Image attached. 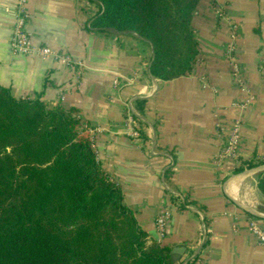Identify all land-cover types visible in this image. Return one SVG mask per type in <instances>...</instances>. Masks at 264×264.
I'll return each instance as SVG.
<instances>
[{"label":"crops","instance_id":"0c3cea01","mask_svg":"<svg viewBox=\"0 0 264 264\" xmlns=\"http://www.w3.org/2000/svg\"><path fill=\"white\" fill-rule=\"evenodd\" d=\"M15 5L16 0H0V85L15 97L75 107L91 130L101 167L121 186L126 205L152 238L171 247L177 262L197 254L200 264H264V245L248 228L249 216L264 225V192L259 188L264 169L242 173L264 163L239 169L241 164L233 160L218 164L215 159L235 120L241 160L264 157V0H200L192 18L199 49L195 66L188 75L170 80L150 74L152 47L147 41L129 32L89 28L99 10L93 0L26 3L33 43L81 60L79 77L55 57L14 55L9 39ZM217 6L239 27L234 57L254 95L247 106L241 105L246 93L224 56L228 28L217 16ZM129 98L143 99L141 110L136 107L145 119L140 139L124 127ZM234 179L239 180L238 203L261 216L233 200L227 186ZM163 181L203 213L209 231L202 243L199 214L174 206ZM165 209L171 216L160 233L155 218Z\"/></svg>","mask_w":264,"mask_h":264},{"label":"trees","instance_id":"16d2710c","mask_svg":"<svg viewBox=\"0 0 264 264\" xmlns=\"http://www.w3.org/2000/svg\"><path fill=\"white\" fill-rule=\"evenodd\" d=\"M93 1L99 10L89 28L150 43L152 76L191 73L199 52L192 18L200 0ZM140 104L137 98L139 111ZM261 163L242 161L239 169ZM259 188L264 192L261 179ZM190 202L184 196L182 205ZM0 264L180 263L126 205L74 106L15 97L0 85Z\"/></svg>","mask_w":264,"mask_h":264},{"label":"built area","instance_id":"2783aa9c","mask_svg":"<svg viewBox=\"0 0 264 264\" xmlns=\"http://www.w3.org/2000/svg\"><path fill=\"white\" fill-rule=\"evenodd\" d=\"M27 0H16L15 13H14V24L13 29L9 39L10 51L14 55H37L42 58L55 57L61 62L73 67L75 69V76L79 77L80 68L82 66L81 60L75 59L69 54L60 53L52 50L47 45H36L32 41V36L26 28V22L28 19V11L26 9ZM217 16L222 20L228 28V39L224 46V56L228 62L230 74L236 81L237 86L246 93L244 100L242 101V106L249 105L254 100V95L248 88L246 82L241 76V67L234 57V50L236 41L238 38V24L231 20L228 16L224 14L222 8L216 7ZM114 88L119 87V80L114 79L112 83ZM135 98H129L125 101V117H124V127L129 136L132 138L140 139L142 137L145 119L138 112L135 107ZM88 131H91L86 127ZM240 125L237 120H235L231 125L223 144H221L215 154V159L218 164H221L226 159L233 160L239 165L242 164V160L239 154L240 146ZM151 153L156 154L157 150L155 144L151 142ZM264 160V157L259 158ZM172 161H169L171 164ZM164 188L169 193L171 202L176 207L193 209L200 216V238L199 242L202 243L208 233V226L203 213L192 206L191 204H184V195L163 181ZM171 212L168 209L160 212L155 218V224L160 233L166 230L167 223L169 222ZM248 228L250 232L257 238L258 242L264 245V225L260 224L257 218L249 216L248 217ZM200 257L197 254H191L189 260L179 261L180 264H200Z\"/></svg>","mask_w":264,"mask_h":264},{"label":"water","instance_id":"95a60500","mask_svg":"<svg viewBox=\"0 0 264 264\" xmlns=\"http://www.w3.org/2000/svg\"><path fill=\"white\" fill-rule=\"evenodd\" d=\"M259 169H264V164L262 165H259L255 168H252V169H248L246 171H243L242 173H249V172H253L255 170H259ZM240 207H242L244 210H246L247 212L253 214L254 216H261V214H259L258 212H256L255 210H253L252 208L246 206V205H243V204H240L238 203V201H236L235 199H233ZM171 255H172V258L174 261H176L178 258L177 256L172 252L171 250Z\"/></svg>","mask_w":264,"mask_h":264},{"label":"bare ground","instance_id":"6f19581e","mask_svg":"<svg viewBox=\"0 0 264 264\" xmlns=\"http://www.w3.org/2000/svg\"><path fill=\"white\" fill-rule=\"evenodd\" d=\"M227 191L233 198L241 202L240 195H239L240 192H239V180L238 179H234L228 183Z\"/></svg>","mask_w":264,"mask_h":264}]
</instances>
